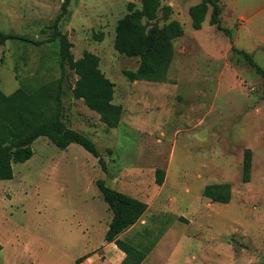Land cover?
Here are the masks:
<instances>
[{
    "label": "rangeland",
    "instance_id": "1",
    "mask_svg": "<svg viewBox=\"0 0 264 264\" xmlns=\"http://www.w3.org/2000/svg\"><path fill=\"white\" fill-rule=\"evenodd\" d=\"M198 1L160 2L156 23L175 19L183 30L173 39L162 81L129 80L123 70H135L139 58L113 45L117 20L141 0L70 1L59 29L74 58L84 51L99 56L100 69L114 82L113 102L122 106L120 123L105 127L73 96L77 75L67 68L63 120L96 143L107 171L81 145L60 149L39 136L33 155L13 164L11 179L0 180V264H6L13 232L24 230L40 235L37 252L49 264H73L90 248L83 253L90 264H114L118 248L104 240L112 213L98 179L147 202L142 217L119 234L147 249L143 264H264V77L231 49L247 51L264 69V0H218L230 33L209 22L210 7L201 27L193 28L188 9ZM61 2L0 0V28L44 40L51 28H41ZM57 50L58 41L7 40L0 45L1 90L55 81ZM157 168L164 169L160 185ZM210 183H228L229 200L204 196Z\"/></svg>",
    "mask_w": 264,
    "mask_h": 264
},
{
    "label": "trees",
    "instance_id": "2",
    "mask_svg": "<svg viewBox=\"0 0 264 264\" xmlns=\"http://www.w3.org/2000/svg\"><path fill=\"white\" fill-rule=\"evenodd\" d=\"M71 0H62L60 11L44 32L50 27L48 38L37 40L27 35L5 32L0 28V45L9 39H17L33 44L43 41H58L57 62L60 76L53 82L37 84L31 82L6 94L0 88V180L13 177V164L28 160L33 155L32 143L39 137H47L56 147L65 149L71 143L81 145L98 159L100 166L107 171L105 161L96 143L82 132L69 127L63 120L64 94L63 82L66 69L70 68L77 75L72 94L82 98L84 104L99 114L105 127H116L120 123L122 106L113 102L114 82L99 67L97 54L84 51L79 58H74L70 48L72 43L59 29L61 18L67 13ZM161 0H141L140 8H131L119 18L115 25L114 48L126 56L139 58L135 70H123L129 80L162 81L167 66L173 58V39L183 32L178 20L171 19L161 25L156 23ZM210 9L209 22L218 29L230 33L221 24V7L218 0H199L189 6L188 13L193 28L201 27ZM170 7L164 9V17L169 18ZM243 60L264 77V69L253 59L250 53L231 45ZM53 88V89H52ZM251 157L246 151L243 161V174L248 178ZM155 182L160 185L164 180V169L155 170ZM96 185L111 210L112 217L104 234L106 242H113L124 252L120 264H140L147 254L132 243L123 240L119 234L136 223L147 210V202L121 192L98 179ZM203 195L216 202H227L230 198L228 183H210L204 186ZM2 244L0 243V250ZM87 254L75 259V264H83Z\"/></svg>",
    "mask_w": 264,
    "mask_h": 264
},
{
    "label": "crops",
    "instance_id": "3",
    "mask_svg": "<svg viewBox=\"0 0 264 264\" xmlns=\"http://www.w3.org/2000/svg\"><path fill=\"white\" fill-rule=\"evenodd\" d=\"M40 235L35 234L31 231H17L13 232L11 238L9 239V248L8 252L5 255L6 264H49L43 261V258L40 257V254L37 252V247H40V241L38 238ZM114 245L113 242H107V245ZM4 246L2 245V251ZM91 249V248H90ZM90 249L86 251H82L80 256L83 253H88ZM115 256L117 259L114 264H120L121 260L123 259V251L120 249L114 251ZM84 255V254H83ZM79 256V255H78ZM74 257L73 264H75V259L78 257ZM91 256L87 254V257L83 260V264H90ZM144 260L140 263L143 264ZM50 264H65L62 261L58 262H51Z\"/></svg>",
    "mask_w": 264,
    "mask_h": 264
}]
</instances>
